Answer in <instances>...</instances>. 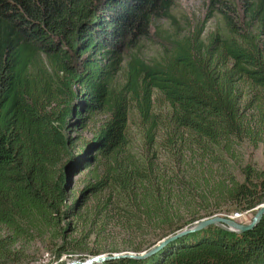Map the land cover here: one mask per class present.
Returning a JSON list of instances; mask_svg holds the SVG:
<instances>
[{
	"label": "trees",
	"instance_id": "obj_1",
	"mask_svg": "<svg viewBox=\"0 0 264 264\" xmlns=\"http://www.w3.org/2000/svg\"><path fill=\"white\" fill-rule=\"evenodd\" d=\"M209 3L220 28L169 34L168 52L147 63L126 40L146 33L151 19L171 18V0H0V225L8 230L0 264L20 260L15 245L29 236L65 232L56 224L69 171L97 159L103 175L81 191L103 197L90 223L111 220V204L122 205L112 211L124 230L144 231L172 224L185 200L194 207L207 194L219 204L204 216L264 203V168L240 164V176L231 169L243 143L264 147V0ZM159 98L166 112L156 111ZM95 112L106 120L86 151L74 148L72 121L82 125ZM72 151L80 152L67 164ZM79 205L81 198L66 205L63 216L80 219ZM179 232L158 236L148 248L167 240L142 258L92 264H264V214L241 232L215 224Z\"/></svg>",
	"mask_w": 264,
	"mask_h": 264
},
{
	"label": "rangeland",
	"instance_id": "obj_2",
	"mask_svg": "<svg viewBox=\"0 0 264 264\" xmlns=\"http://www.w3.org/2000/svg\"><path fill=\"white\" fill-rule=\"evenodd\" d=\"M209 1L210 0H171L170 14L172 17L151 19L150 24L146 26V33H141L137 37H130V39L126 40L128 46L127 50L136 53L145 62L151 63L156 59H160L168 52L169 48L167 46L169 45L164 38L168 37L169 34L174 35L175 32H185L187 30H194V28L199 29L203 26L204 35H206L220 28V17L210 10ZM173 18L175 19L174 23L171 22ZM123 81L124 69L116 76L115 84L117 88ZM245 90L246 89H244V92ZM248 93L249 99H251L252 91ZM155 104L157 105L156 111L166 112L164 100L159 98L155 101ZM54 110L55 112H62L63 109L62 107H58ZM87 116L86 121L82 125H73L70 129L71 137L75 138L74 148L84 147L85 142L96 135L98 128L107 118L106 114L101 112L88 113ZM139 124L140 123L135 117L130 118L129 125L132 137H134V141L138 147L141 137V127ZM138 147H135L133 152H137ZM237 152V160L235 163H231L233 164L231 165V169L234 170V174L240 176L237 167H235L240 164L249 165L256 169L264 168L263 145L254 147L247 143H243L239 146ZM93 155L96 154L93 152ZM162 157V165L164 166V163L169 161L170 155L163 149ZM214 169L220 170L223 175L226 174L223 171L224 169L218 164L214 165ZM102 175L103 166L100 159L94 160L89 167L78 170V172L70 175L66 185L67 196L64 204L69 205L73 201L81 198V205H79V211L81 213L80 219L77 220L74 215L63 216L62 212L65 210L66 206L63 204L56 229L61 231L65 228V232L58 238L45 233L42 236H29L27 242H17L15 249L21 259L15 260L9 264H80L75 262H82L87 258L98 255L94 253L96 250H102L100 254L107 255L108 253H111V255L121 253H144L146 249H150L148 247H150L151 243L154 242L158 236L167 231H181L190 227L200 219H206L216 215L232 218L241 223H247L251 220L255 212V209H252L240 213L236 211L228 214L216 212L211 216H204L206 208L213 209L219 204L214 197L207 194L206 197L208 201L200 202L199 199H195L194 203L192 202L194 207H189L191 204H186L187 200H185L181 206L177 208L178 217H175L170 225L152 226L146 228L144 231H126L120 226V223H118L119 221L113 217L116 212L122 211V205L113 208L115 205L112 204L111 220L101 222L95 219V221L90 223L92 210L95 209L96 206H99L103 201V197L92 195L88 191L81 197V191L90 183L98 180ZM198 216L203 217L194 220V218ZM90 231L91 233L88 234ZM7 233L8 230L0 225V236L6 235ZM73 239H80L83 243L79 249H74L71 245H68V241ZM131 246H138L141 250L132 251L130 249ZM79 256H83L84 259H79Z\"/></svg>",
	"mask_w": 264,
	"mask_h": 264
},
{
	"label": "water",
	"instance_id": "obj_3",
	"mask_svg": "<svg viewBox=\"0 0 264 264\" xmlns=\"http://www.w3.org/2000/svg\"><path fill=\"white\" fill-rule=\"evenodd\" d=\"M75 123H76V121L73 120L71 125H75ZM83 149L86 151V146ZM79 152H76V151L70 152L71 154H69L66 158L67 164H69L71 161H73L74 157L76 155H78ZM88 159H91V158L88 157ZM76 172H78V170H75L74 167L71 168L69 171V176L72 175L73 173H76ZM263 214H264V203H262L260 206L257 207V209H256L255 213L253 214L251 220L247 223H241V222H238L237 220H234L232 218H226V217L216 215V216L209 217L206 219H200L197 222H195L193 225H191L190 227L185 228L184 230H181L179 233L182 234V233L198 231V230L205 228L206 226L212 225V224L218 225L219 227L226 229V230L241 232V231H245V230H248V229H251L252 227H254L259 222V220L261 219ZM166 240L160 241L158 245L153 246L151 249H149L148 251H146L144 253H138V254L137 253H121V254H112V255L98 254V255H94L90 258H87L82 262L76 261L75 263L92 264V263H98V262H102L105 260L116 259V258H121V257L133 258V259L142 258L146 255H149L153 251H155L157 249V247H159V245H162L163 243H165Z\"/></svg>",
	"mask_w": 264,
	"mask_h": 264
}]
</instances>
